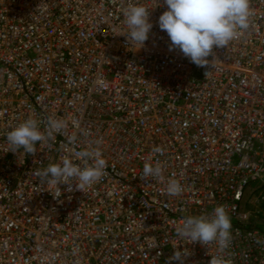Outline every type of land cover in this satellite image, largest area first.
<instances>
[{
	"label": "built area",
	"instance_id": "2783aa9c",
	"mask_svg": "<svg viewBox=\"0 0 264 264\" xmlns=\"http://www.w3.org/2000/svg\"><path fill=\"white\" fill-rule=\"evenodd\" d=\"M133 4L153 24L141 48L125 36ZM250 7V27L198 67L169 50L163 0H0V264H166L185 248V264H264V231L240 208L264 186V0ZM29 118L66 127L34 155L9 151ZM92 149L107 175L81 191L57 195L33 174L64 158L83 167ZM157 159L161 177L142 178ZM217 206L232 223L226 252L177 237Z\"/></svg>",
	"mask_w": 264,
	"mask_h": 264
},
{
	"label": "clouds",
	"instance_id": "9594fccd",
	"mask_svg": "<svg viewBox=\"0 0 264 264\" xmlns=\"http://www.w3.org/2000/svg\"><path fill=\"white\" fill-rule=\"evenodd\" d=\"M167 10L159 17L158 26L170 38L169 50L179 49L191 63L198 67L209 64L207 59L213 55V49L223 48L238 38L250 27L251 16L250 0H163ZM124 23L127 27L125 35L130 45H145L153 24L149 22L150 11L143 5H129L124 11ZM66 127L63 119L49 118L46 128L41 131L40 123L29 118L18 124L6 136L10 145L9 151L34 155L36 145L48 143L54 136ZM154 154L162 153L156 147ZM84 166L74 163L70 158H64L61 163L49 164L47 167L36 169L34 176L42 184L55 189L58 195L60 185L66 186V191L82 190L85 187L101 181L106 175L107 162L102 158L99 149L83 150L78 153ZM91 162V163H89ZM163 169L157 159L155 165L145 163L142 178H160ZM170 196H179L183 189L175 180H169L166 188ZM180 239L188 240L191 244L199 243L203 247L216 246L223 253L232 242V223L228 211L224 206H217L211 218L206 215L188 217L176 229ZM191 252L175 250L168 257L166 264H185ZM210 264H226L223 256L212 258Z\"/></svg>",
	"mask_w": 264,
	"mask_h": 264
},
{
	"label": "rangeland",
	"instance_id": "374dc122",
	"mask_svg": "<svg viewBox=\"0 0 264 264\" xmlns=\"http://www.w3.org/2000/svg\"><path fill=\"white\" fill-rule=\"evenodd\" d=\"M240 208L250 214L253 226L264 231V186L258 182L243 193Z\"/></svg>",
	"mask_w": 264,
	"mask_h": 264
},
{
	"label": "water",
	"instance_id": "95a60500",
	"mask_svg": "<svg viewBox=\"0 0 264 264\" xmlns=\"http://www.w3.org/2000/svg\"><path fill=\"white\" fill-rule=\"evenodd\" d=\"M251 224H252V225H254V224H255V222H252Z\"/></svg>",
	"mask_w": 264,
	"mask_h": 264
}]
</instances>
